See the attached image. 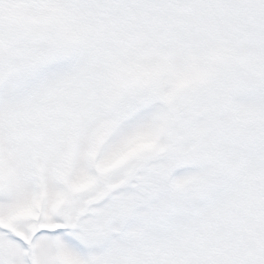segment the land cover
I'll return each mask as SVG.
<instances>
[{"label": "snow or ice", "instance_id": "obj_1", "mask_svg": "<svg viewBox=\"0 0 264 264\" xmlns=\"http://www.w3.org/2000/svg\"><path fill=\"white\" fill-rule=\"evenodd\" d=\"M0 264H264V0H0Z\"/></svg>", "mask_w": 264, "mask_h": 264}]
</instances>
